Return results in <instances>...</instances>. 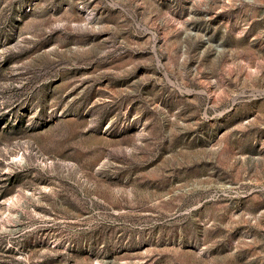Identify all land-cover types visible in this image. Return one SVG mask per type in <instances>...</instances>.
<instances>
[{"label": "rangeland", "instance_id": "1", "mask_svg": "<svg viewBox=\"0 0 264 264\" xmlns=\"http://www.w3.org/2000/svg\"><path fill=\"white\" fill-rule=\"evenodd\" d=\"M0 264H264V0H0Z\"/></svg>", "mask_w": 264, "mask_h": 264}]
</instances>
